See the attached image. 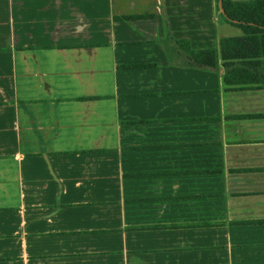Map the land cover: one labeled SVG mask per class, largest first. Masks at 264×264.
<instances>
[{"label": "crops", "instance_id": "1", "mask_svg": "<svg viewBox=\"0 0 264 264\" xmlns=\"http://www.w3.org/2000/svg\"><path fill=\"white\" fill-rule=\"evenodd\" d=\"M221 13L0 0V264H264V83L224 81Z\"/></svg>", "mask_w": 264, "mask_h": 264}, {"label": "trees", "instance_id": "2", "mask_svg": "<svg viewBox=\"0 0 264 264\" xmlns=\"http://www.w3.org/2000/svg\"><path fill=\"white\" fill-rule=\"evenodd\" d=\"M222 7L224 20L244 31L241 37L220 39L221 58L225 69L224 81L227 84L264 83V0H223ZM183 48L204 68L219 66L220 56L217 48Z\"/></svg>", "mask_w": 264, "mask_h": 264}, {"label": "rangeland", "instance_id": "3", "mask_svg": "<svg viewBox=\"0 0 264 264\" xmlns=\"http://www.w3.org/2000/svg\"><path fill=\"white\" fill-rule=\"evenodd\" d=\"M137 129V128H139L140 130H142V129H144V130H142L144 133H146L145 135H134L133 133H140L141 131L140 130H138V131H136V130H133V129ZM145 128H146V126H144V125H138V126H128V131L126 132V135L124 136V138L126 139L125 140V143H139V142H146L147 140H146V138H153V137H156L155 135H152V134H147L148 132H151V130H148V131H146L145 130ZM131 129V130H130ZM144 139V140H136V139ZM193 140H195L194 138H188V141H193ZM149 141V140H148ZM191 154H193V153H190V155ZM140 158L138 159V160H133L132 158H136V156H128V161L130 162V163H132L134 166H135V163H142V162H147V161H149V160H147L146 158L147 157H149L148 155L147 156H144V155H142V156H139ZM132 159V160H131ZM190 159H193V157H191ZM204 188L205 187H210V186H203ZM143 190H145L146 189V187H143L142 188Z\"/></svg>", "mask_w": 264, "mask_h": 264}, {"label": "water", "instance_id": "4", "mask_svg": "<svg viewBox=\"0 0 264 264\" xmlns=\"http://www.w3.org/2000/svg\"><path fill=\"white\" fill-rule=\"evenodd\" d=\"M222 1H223V0H219V6H220V9H221V12L224 13V9H223V7H222Z\"/></svg>", "mask_w": 264, "mask_h": 264}]
</instances>
